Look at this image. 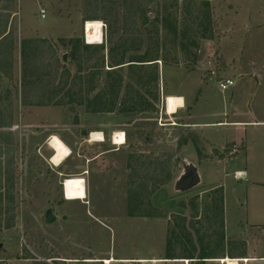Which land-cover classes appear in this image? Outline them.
Wrapping results in <instances>:
<instances>
[{"label": "rangeland", "instance_id": "rangeland-1", "mask_svg": "<svg viewBox=\"0 0 264 264\" xmlns=\"http://www.w3.org/2000/svg\"><path fill=\"white\" fill-rule=\"evenodd\" d=\"M209 1L210 20L195 10V26L180 28L176 38L142 26L139 46L117 44L121 34L108 42L102 22L104 51L79 66L69 64L72 44H87L82 0H0V26L14 37L0 49V163L5 168L11 159L14 171L0 180V264H105L90 261L97 257H112V264H264V225L255 211L264 194L255 195L254 177L235 174L246 156L243 138L254 137L237 123L254 120L264 0ZM131 58L158 61L129 69ZM121 59L123 66L111 68ZM92 70L95 84L82 77ZM226 79L234 85L222 92ZM261 92L264 103V83ZM96 96L101 111L91 103ZM168 96H184L185 107L168 115ZM94 132L104 142H91ZM116 133H124V145L114 144ZM52 136L71 150L59 167L50 163ZM183 161L199 166L202 183L178 194ZM75 177L85 181L87 205L64 201L63 183Z\"/></svg>", "mask_w": 264, "mask_h": 264}, {"label": "trees", "instance_id": "trees-1", "mask_svg": "<svg viewBox=\"0 0 264 264\" xmlns=\"http://www.w3.org/2000/svg\"><path fill=\"white\" fill-rule=\"evenodd\" d=\"M8 1L14 2L15 0ZM82 2L85 10L88 12L87 21L103 22L107 27V37L108 39L110 38V41H108L110 43L114 41L117 34H121V39L117 42V44L121 46H128V42L130 41L134 45L139 46L142 42L140 39L142 37V26L146 34L153 33V35L159 36L162 29L164 32H172L176 38V34L180 28L190 29L195 26L197 17L192 18L195 10L204 11L207 14V18L210 20L209 0H185L183 6H181L180 0H82ZM181 12L187 15L186 18L185 16L184 18L180 17ZM150 14H152V16H150ZM8 18L9 17L4 16V22H7ZM2 26L3 25L0 26V49L4 44L6 45L7 42L10 44L14 41V37L11 36V33H6V29ZM71 48V61L69 65L76 63L79 66L91 62L96 53L104 51L103 45H87L80 40L74 42ZM101 60L104 64V54ZM156 61H158V59L140 61L138 58H131V61L128 62L130 64L128 68L134 69L137 67L152 66L153 64L137 65V63L143 64ZM124 64L125 62L121 59L118 65L111 66V68L123 66ZM119 69L108 70L106 74L108 77H111L116 75ZM97 74L98 73L92 70L87 73L85 77H82L88 79L87 81H89V83L95 84L94 82L97 80ZM82 77H74L72 81H70V87L73 88L77 83V79H83ZM67 85L68 82L64 85V89L68 87ZM94 86L95 85L90 86L91 90H93ZM71 88L68 89L67 92H69ZM64 89L62 87L58 92L61 90L64 92ZM67 92L66 95L70 97ZM41 94L42 92H39L37 96H41ZM91 103L99 109V96L94 97ZM101 110L103 109H99V111ZM164 164V171L166 172L165 179L170 180L172 179L171 162L167 160ZM137 171L136 173L138 174ZM13 172V161L11 159H9L5 168H3L0 163V180L2 176L10 179L13 177ZM198 263L204 264L205 262Z\"/></svg>", "mask_w": 264, "mask_h": 264}, {"label": "crops", "instance_id": "crops-1", "mask_svg": "<svg viewBox=\"0 0 264 264\" xmlns=\"http://www.w3.org/2000/svg\"><path fill=\"white\" fill-rule=\"evenodd\" d=\"M104 26V25H103ZM258 81L260 84L255 88V95H254V120L253 121H246L237 123L241 132H247L253 130L254 137L253 139H248L247 137L244 139V146L246 148V156L244 163L239 166L237 170H235V174H241L242 178L246 177H254L255 179V195H263L264 194V117L259 116L261 109H264V105H262V97L263 95L261 92L262 84L264 83V69L261 66H258L257 75ZM180 97L183 99V107L178 108V111H181L186 104V98L184 96H175ZM264 104V103H263ZM264 113V110L263 112ZM264 116V115H263ZM249 129V130H248ZM243 136H241L242 138ZM71 156V155H70ZM64 163V162H63ZM253 164V165H252ZM83 174L82 176H84ZM87 193V192H86ZM64 197V194H63ZM259 203L256 205L255 211L257 215L258 224L264 225V196L262 198L256 197ZM87 200V199H86ZM64 201H68L64 197ZM75 202V201H73ZM80 203H84L87 205L86 201H79ZM264 257V255L262 256ZM94 259V260H93ZM138 262L145 261L144 258H137ZM170 259V258H167ZM104 262L105 260H112V257L109 258H92L91 262ZM126 261H136V258H126ZM137 262V263H138ZM136 263V262H135Z\"/></svg>", "mask_w": 264, "mask_h": 264}, {"label": "bare ground", "instance_id": "bare-ground-1", "mask_svg": "<svg viewBox=\"0 0 264 264\" xmlns=\"http://www.w3.org/2000/svg\"><path fill=\"white\" fill-rule=\"evenodd\" d=\"M84 37L86 43L89 45H101L103 44V23L101 21H87L84 25ZM183 107V99L175 96L166 97L165 108L168 115H174L177 113L178 108ZM91 142H101L103 134L100 132H94L89 134ZM113 142L117 146L125 144L124 133L114 134ZM48 145L53 151V155L50 158V163L56 167H59L65 162L71 155V150L68 146L57 136H52ZM63 194L68 201H85L87 198L85 181L81 177L67 178L63 183ZM241 262V261H240ZM248 263V260L244 261ZM105 264H112L113 260H105ZM217 264H239V260L234 259H222Z\"/></svg>", "mask_w": 264, "mask_h": 264}, {"label": "water", "instance_id": "water-1", "mask_svg": "<svg viewBox=\"0 0 264 264\" xmlns=\"http://www.w3.org/2000/svg\"><path fill=\"white\" fill-rule=\"evenodd\" d=\"M63 61L67 62V55H63ZM205 69H208V65L204 66ZM82 136H88V131L82 130ZM182 171L179 177L176 179L174 183V192L178 194L189 193L196 188H198L202 183V175L200 172V168L195 163H190L187 161L181 162ZM54 219V215H52L51 211L46 213V222H50ZM2 245H0L1 248Z\"/></svg>", "mask_w": 264, "mask_h": 264}, {"label": "built area", "instance_id": "built-area-1", "mask_svg": "<svg viewBox=\"0 0 264 264\" xmlns=\"http://www.w3.org/2000/svg\"><path fill=\"white\" fill-rule=\"evenodd\" d=\"M42 17L44 18V12H42ZM234 85V82L230 79H226V80H223L221 82H219V88L222 92H225L227 91L228 89H230L232 86ZM104 142V138L102 139L101 142L99 143H102Z\"/></svg>", "mask_w": 264, "mask_h": 264}]
</instances>
